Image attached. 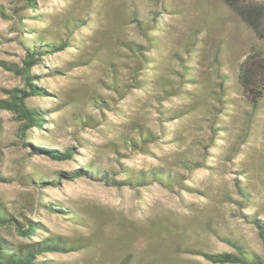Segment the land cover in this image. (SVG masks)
<instances>
[{"label":"rangeland","instance_id":"rangeland-1","mask_svg":"<svg viewBox=\"0 0 264 264\" xmlns=\"http://www.w3.org/2000/svg\"><path fill=\"white\" fill-rule=\"evenodd\" d=\"M0 10V101L29 91L4 67L23 66L25 39L67 42L30 70L45 95L25 103L41 127L22 134L0 109V214L38 227L25 238L0 222L5 243L59 242L36 256L43 264H213L206 254L237 247L264 258V98L252 106L237 82L264 41L218 0H0ZM138 133L150 143H124Z\"/></svg>","mask_w":264,"mask_h":264},{"label":"trees","instance_id":"trees-1","mask_svg":"<svg viewBox=\"0 0 264 264\" xmlns=\"http://www.w3.org/2000/svg\"><path fill=\"white\" fill-rule=\"evenodd\" d=\"M25 2L29 9H33L37 0H22ZM220 1L228 10L231 12L254 36L260 40L264 41V4H260L255 0H218ZM0 14L3 12L0 10ZM138 27L143 28L141 22L138 21ZM39 34V35H38ZM146 34V33H145ZM147 38V37H146ZM55 39V41H53ZM47 41L45 37V32L41 31L33 39H25L27 54L23 62L22 67H16L10 64H4L6 70L20 76L24 82L26 90L14 89L11 91L10 98L5 101H0V109L6 110L17 116L18 120L23 122L24 125L20 127L19 131L24 134L25 130L31 128H40L41 124L45 122L43 113L36 109L26 105L25 101L31 96H44L45 92L39 86L32 83L31 68L34 65L39 64L40 57L51 54L53 52L62 51L67 47V42L62 40L59 36ZM154 41V40H153ZM24 43V44H25ZM148 44L154 45L151 39H148ZM125 48L130 51L133 55H140L144 59L142 51H145L142 45L136 43H128ZM139 71V69H136ZM135 83H138V79L132 77ZM237 82L241 88L242 93L249 100L252 106L257 105L264 98V56L257 51H250L247 57L239 64L237 71ZM132 85H121L123 88H129ZM167 88H171L170 85H166ZM136 88H142V86L137 85ZM162 92H166L165 85H160L159 87ZM116 89H119L118 87ZM140 140L135 141L132 139H124L126 145L132 146L134 148H139L140 143H150L152 138L149 133L141 134L138 133ZM145 147V145H144ZM42 151L44 155H47L53 160L66 161L73 157V152L71 149L65 150L63 152H57L56 150H39ZM185 166L191 164L190 161H183ZM152 177V176H151ZM156 180L167 184L170 179L167 177L161 180L160 176L157 174L153 175ZM144 179L142 174H138L137 180L135 182H142ZM0 222H6L9 225L14 224L16 227V232L19 236L29 238L37 233L38 227L36 224L28 223L25 228L23 224L14 221L11 217L5 218L0 214ZM259 237L264 246V228L259 227ZM27 249H15L10 247L0 238V264H43L40 262H35L36 256L43 253L50 252H61L63 248L59 242L53 241L52 239H44L42 242L35 245L26 247ZM237 254H206L205 258L213 264H264V258L250 257L242 249L237 247Z\"/></svg>","mask_w":264,"mask_h":264}]
</instances>
